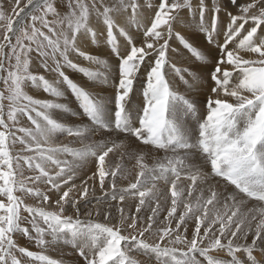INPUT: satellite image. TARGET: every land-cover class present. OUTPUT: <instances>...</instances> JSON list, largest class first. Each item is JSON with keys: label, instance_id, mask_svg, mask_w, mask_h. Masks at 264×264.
Segmentation results:
<instances>
[{"label": "snow or ice", "instance_id": "6c2138e0", "mask_svg": "<svg viewBox=\"0 0 264 264\" xmlns=\"http://www.w3.org/2000/svg\"><path fill=\"white\" fill-rule=\"evenodd\" d=\"M9 2H0V264H64L47 254L57 243L82 264H264V0H144L150 19L140 0ZM93 19L117 59L114 96L68 74L113 83L108 62L80 47L88 37L98 42ZM181 23L200 34L204 52L175 30ZM172 41L202 62L199 75L171 62ZM169 71L189 88L204 83L203 114L172 88ZM137 80L143 106L133 115ZM29 85L54 99L35 98ZM65 88L78 111L57 102ZM57 111L79 123L61 122ZM60 135L78 146L57 142ZM132 138L165 154L149 163L147 153L127 151ZM18 234L37 250L20 246Z\"/></svg>", "mask_w": 264, "mask_h": 264}, {"label": "rangeland", "instance_id": "374dc122", "mask_svg": "<svg viewBox=\"0 0 264 264\" xmlns=\"http://www.w3.org/2000/svg\"><path fill=\"white\" fill-rule=\"evenodd\" d=\"M210 1V0H209ZM227 1V0H226ZM0 2H2V3H4V7H5V9H8V8H10L11 7V4H10V2H9V0H0ZM140 2H141V4L143 5V9H142V16L146 19H149V17L151 18V15H154V13H153V11H152V9H150V8H148L147 7V4H144V0H140ZM158 2H159V0H149V3H152L153 5H156V4H158ZM196 2V0H194V3ZM145 11V12H144ZM151 11V12H150ZM182 11H185V10H182ZM223 13V12H222ZM224 14V13H223ZM95 23V24H94ZM121 24L123 25L124 24V21L123 20H121ZM91 25L93 26L92 28L94 29V30H96L97 31V40H98V42L96 43V44H93L92 42H91V39L89 40V43H88V39L87 40H84V45L83 46H80L81 47V49H84L85 50V52L86 51H88L87 53H89V54H93V55H99V54H101V53H104V52H106L108 49V45H107V43H106V37H104L105 35H106V32H101L100 30H99V28L101 29V27H102V24H98L96 21H95V19H93L92 21H91ZM177 27H178V25L176 26V31H179L178 29H177ZM192 28H190V32L191 33H193V34H196L197 32L196 31H192L191 30ZM133 31H136V29L135 28H132V29H130V35H132L133 36V38H134V40L136 41V43H140V40L142 39V34H134L133 35ZM181 32V31H180ZM181 34L182 35H184L182 32H181ZM119 35V33H116V36H118ZM185 36V35H184ZM186 37V36H185ZM186 39H188L187 37H186ZM189 40V39H188ZM101 41H103V43L101 42ZM117 41H119L118 43L120 44V46H121V48H123V46L126 44V41L124 40V39H122L120 36L118 37V39H117ZM101 42V43H100ZM191 42V41H190ZM172 43V46L173 47H176L177 49H178V51H177V53L178 52H180V51H182L181 49H182V46H179L178 45V42H176V41H172L171 42ZM192 43V42H191ZM193 45L195 46V47H197V48H199L197 45H195L194 43H193ZM83 50V51H84ZM199 50H201L202 52H203V50L201 49V48H199ZM109 52V54H108V59L106 60V59H104V60H106L107 62H111V64L109 65L110 66V68L111 69H113L114 71L113 72H111L110 73V80L111 79H113V78H116V77H118V72L116 71V69L114 68V65L116 64V61L113 59V58H115L116 59V57L114 56V55H112L111 54V52H110V50L108 51ZM189 56L190 57H192L191 56V54L189 53ZM193 58V61L192 62H190V61H186L185 63H179V62H175V61H173L174 60V58L172 59V58H170L171 59V62L172 63H174L175 65H176V67H178V68H181V69H190V70H193V71H195L194 70V68H193V64H196V65H200L202 62H200V61H197V60H195V58L194 57H192ZM113 59V60H112ZM77 62L79 63V64H84L87 68H89L90 70H92V64H90L89 62H87V61H84V60H81V59H78L77 60ZM33 70H35V66H33ZM117 70H118V68H117ZM43 74V73H42ZM68 74L71 76V78L74 80V82H76V83H78L80 86H82V87H84L86 90H88V91H90V92H93V93H99V94H101V95H104L105 97H108V96H111V90L110 91H108L107 89H105L104 87H102L100 84H97V83H94V82H92V81H90V80H88L87 78H85L82 74H80V73H78V72H72L71 73V71H68ZM71 74H77V75H79V77H81L84 81H86V82H88V84H89V82H90V84L86 87V86H84L83 85V83L82 82H78L77 80H75L74 78H73V76L71 75ZM141 75H143V73H141ZM168 75H170V76H173V77H177V76H175V74L174 73H171L170 71H169V74ZM197 75H198V73H197ZM50 76V75H49ZM49 76H48V78H49ZM169 80H171V77H167ZM185 78L186 79H189V81H190V83H191V77H189L188 75H187V73H185ZM139 82H141V80L139 81ZM94 85V86H93ZM200 84H198V82H196V86L195 87H193V88H189L187 85L185 86V84L183 85V87H184V89L186 90V92L187 93H190V94H194L195 92H196V90L197 89H199V88H201L200 86H199ZM172 86V85H171ZM204 86V85H203ZM89 87V88H88ZM101 87V89L99 90V91H97L99 88ZM182 86H179L178 88H183ZM172 88L176 91L177 90V92L178 93H180V94H184V91L182 90V89H175L173 86H172ZM37 89V88H36ZM34 87H32V86H28V87H26V91L29 93V94H31V95H33L35 98H41V99H43V98H52V97H49L47 94H45L43 91H42V89H37L36 90ZM204 90H207L205 87L203 88ZM67 90V89H66ZM183 92V93H182ZM69 93V94H68ZM107 94V95H106ZM186 95V94H185ZM184 95V96H185ZM70 96H71V93L67 90V91H65V96L62 98V99H60L59 101H57V102H61V103H64V104H66L68 107L70 106V108H73L74 109V106H73V103H72V99L70 98ZM185 97H188V96H185ZM52 99H54V98H52ZM68 99H70V101H71V103L68 101ZM193 99H195V97L194 98H192L191 99V101L193 102ZM202 99V98H201ZM196 102H198V101H196ZM74 104H76V102H74ZM77 105V104H76ZM75 110V109H74ZM56 115H57V113H56ZM70 117L69 118H71L72 120L71 121H73L74 123H77L78 124V119L76 118V117H74V116H72V115H69ZM58 117V116H57ZM77 121H76V120ZM25 126H27V122H26V120H25ZM74 125V124H73ZM63 136H65V138H67V136L66 135H60L59 137H58V139H60L61 137H63ZM115 137V136H114ZM70 138V137H69ZM94 139L96 138V139H100V138H97V136H95V137H93ZM73 142H74V140H73ZM72 142V143H73ZM76 144H78V143H76ZM123 163H124V165H125V163H126V161H123ZM89 166V165H88ZM83 172H84V170H83ZM123 179H121L120 181H122ZM76 182H79L80 183V181L79 180H77ZM163 186V187H162ZM159 187L161 188V189H163L165 186L161 183L160 185H159ZM96 188V187H95ZM98 189H99V187H98ZM95 192H96V190H95ZM104 194L102 193V195H100V196H103ZM98 196V195H97ZM27 199V202L29 203V204H33V206H37V205H35V203H34V201L31 199V198H26ZM90 199L92 200L93 199V201H96V199L94 198V197H90ZM89 206H92V205H89ZM16 239H17V243L20 245V246H25V247H28L29 248V250H37L30 242H28L27 241V239L26 238H24L22 235H17V237H16ZM63 244H65V245H68L69 246V244H66V243H63ZM52 248V249H51ZM53 250V251H52ZM56 253H55V252ZM64 252H66V253H68L70 256H66V259L64 260L65 262H64V264H67V263H69V261H70V257L72 256V254H74L75 256H78V254L76 253V251H73V250H71V247H67L66 249H64ZM47 254L48 255H50L51 257L52 256H54V255H56V254H58L59 255V252L57 251V250H55L54 248H53V246L52 247H50L49 249H48V252H47ZM54 254V255H53ZM53 258V257H52ZM66 260H68V261H66Z\"/></svg>", "mask_w": 264, "mask_h": 264}, {"label": "bare ground", "instance_id": "6f19581e", "mask_svg": "<svg viewBox=\"0 0 264 264\" xmlns=\"http://www.w3.org/2000/svg\"><path fill=\"white\" fill-rule=\"evenodd\" d=\"M210 2V1H209ZM241 2H243V0H241ZM222 4H223V6L224 7H227L228 5H229V0H222ZM231 10V9H230ZM145 12V11H144ZM151 12V11H150ZM209 15H210V13H209ZM152 16V15H151ZM181 17H182V19L185 21V23H187L188 21H189V17H188V14H187V10H185V11H182L181 12ZM147 19V18H146ZM149 19H150V17H149ZM221 20L222 21H225L226 20V17L224 16V14L221 12ZM185 23H181V24H178V27H177V29L179 30V31H181L188 39H189V41H191L192 43H194L195 45H197L199 48H201L202 50H203V52L205 51V48H204V45H203V42H202V39H201V36H200V34H198V33H196V34H193V33H191L190 32V27H186L185 26ZM95 24V23H94ZM102 28V27H101ZM99 30H100V28H99ZM192 31H195L193 28L191 29ZM134 34H139V33H137V31H133V35ZM104 37H106V35L104 36ZM117 37H119V35L117 36ZM185 37V38H186ZM102 43H103V41H101ZM100 42V43H101ZM119 42V41H118ZM137 44H139V43H137ZM84 45V41L80 44V46H83ZM182 50V49H181ZM108 54H109V52H108V50L106 51V52H104V53H101V54H99L98 56L100 57V58H102V59H108ZM184 56H185V53H184V51L182 50V51H180V52H178V53H176V54H170V58H174V60L173 61H175V62H179V63H185L186 61H190V62H192V60L191 59H188V58H184ZM81 60H83L82 58H81ZM113 60V59H112ZM196 60V59H195ZM76 62H77V60H76ZM108 64L110 65L111 64V62L109 61L108 62ZM97 65H93L92 66V70L93 71H95L96 69H97ZM193 68H194V70L198 73V75L200 74V71H198V68H199V65H196V64H193ZM69 71H71V70H69ZM71 73H72V71H71ZM72 76H73V78L75 79V80H77L78 82H82L83 83V85L84 86H88L89 84H90V82H89V84H88V82H86V81H84L81 77H79V75H77V74H71ZM49 78L50 79H52V78H54V77H52V76H49ZM171 85L175 88V89H182L183 91H184V94H182V95H185V96H188V97H190V98H194L195 97V99L194 100H196V101H199L201 98H204V99H206L207 98V95H208V91L207 90H204L203 88L205 87V86H203V85H200V87L201 88H199V89H197L196 90V92L194 93V94H190V93H187L186 92V90L184 89V88H177L174 84H173V82H172V78H171ZM94 86V85H93ZM186 86V85H185ZM89 88V87H88ZM206 88V87H205ZM36 89V88H35ZM101 89V87L97 90V91H99ZM207 89V88H206ZM37 90V89H36ZM64 91H67L66 90V88L64 89ZM98 93V92H97ZM183 93V92H182ZM69 94V93H68ZM107 95V94H106ZM44 99V98H43ZM50 99H52V98H50ZM68 101L71 103V101H70V99H68ZM72 104V103H71ZM70 110H74L73 108H70V106L68 107ZM70 114L68 113V112H64V111H57V118L61 121V122H63V123H67V124H69V125H73V124H77V123H74L73 121H71L72 119L71 118H69L70 116H69ZM76 120V119H75ZM77 121V120H76ZM78 123H79V121H77ZM115 134H113V139H115ZM97 138H101L99 135H97ZM96 139V138H95ZM120 139L121 140H123L124 139V137H123V135H121L120 136ZM73 140H74V138H69V137H67V138H65V136H63V137H61L60 139H58V141L57 142H64V143H72L73 142ZM118 143H119V141H117ZM126 143H129L128 141H126ZM131 143H132V147L131 148H128L127 149V151L128 152H132V151H137V153L138 152H140V151H142V152H145V153H147V160H148V162L149 163H152V161H153V158L154 157H156V158H159V157H161V156H163L165 153L164 152H161V151H157V150H154V149H151V148H147V147H143V146H139L138 148H137V145H138V143H136L133 139H131ZM72 146H78V144H76V142H73L72 143ZM121 151H123V150H117V152L116 153H114V154H110L111 156H112V158L115 160L116 159V157L117 156H119V154H120V152ZM124 161H126V163H125V168L128 170V171H132V169H133V165H134V160H129V159H127V156H125V159H124ZM89 165V166H88ZM88 165H85V168L83 169L84 170V172H89V169H92V170H94V168H93V166L91 165V164H88ZM89 174H90V172H89ZM131 178V177H130ZM119 183V185L120 186H126V184H127V181L126 180H122V181H119L118 182ZM77 184H79V182H77ZM89 187L91 188L92 187V183L91 182H89ZM95 190H96V192H95V194L96 195H98V196H100V195H102V193H101V191H100V189H98V187H99V183H98V181L96 182V184H95ZM163 187V186H162ZM161 187V188H162ZM96 204V201H93V199L91 200V204L90 205H95ZM89 207H91V206H89ZM125 207H127V204L125 205ZM132 211H135V209H134V207L132 208ZM67 247H71L70 245L68 246V245H65V244H63V243H57V244H55V245H53V248L55 249V250H57L58 252H59V255L58 254H56V255H54V256H52L53 258H56V259H66V256H70L68 253H66V252H64V249H66ZM52 249V248H51ZM71 250H73V251H75L72 247H71ZM53 251V250H52ZM55 252V251H54ZM56 253V252H55ZM135 255V254H134ZM214 255H220V256H223L224 254H214ZM71 259H70V261H69V263H67V264H82V260H81V258L79 257V256H75L74 254H72V256L70 257ZM139 261H144L145 260V257L144 256H140V255H137V257H136ZM260 256L258 257L257 256V259H258V261L260 260ZM66 261H68V260H66ZM65 262V261H64Z\"/></svg>", "mask_w": 264, "mask_h": 264}, {"label": "crops", "instance_id": "0c3cea01", "mask_svg": "<svg viewBox=\"0 0 264 264\" xmlns=\"http://www.w3.org/2000/svg\"><path fill=\"white\" fill-rule=\"evenodd\" d=\"M90 26L93 27V26L91 25V23H90ZM87 39H88V38H87ZM82 50H84V49H82ZM84 51H85V50H84ZM86 52H88V51H86Z\"/></svg>", "mask_w": 264, "mask_h": 264}]
</instances>
